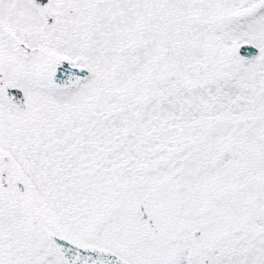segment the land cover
I'll list each match as a JSON object with an SVG mask.
<instances>
[{
    "label": "snow or ice",
    "instance_id": "obj_1",
    "mask_svg": "<svg viewBox=\"0 0 264 264\" xmlns=\"http://www.w3.org/2000/svg\"><path fill=\"white\" fill-rule=\"evenodd\" d=\"M0 264H264V0H0Z\"/></svg>",
    "mask_w": 264,
    "mask_h": 264
}]
</instances>
